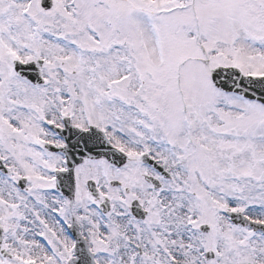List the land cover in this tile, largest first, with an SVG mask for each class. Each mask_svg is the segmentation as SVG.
<instances>
[{
  "label": "snow or ice",
  "instance_id": "6c2138e0",
  "mask_svg": "<svg viewBox=\"0 0 264 264\" xmlns=\"http://www.w3.org/2000/svg\"><path fill=\"white\" fill-rule=\"evenodd\" d=\"M0 264H264V0H0Z\"/></svg>",
  "mask_w": 264,
  "mask_h": 264
}]
</instances>
